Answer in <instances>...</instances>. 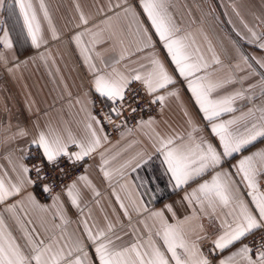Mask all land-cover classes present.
Listing matches in <instances>:
<instances>
[{
	"label": "crops",
	"instance_id": "obj_1",
	"mask_svg": "<svg viewBox=\"0 0 264 264\" xmlns=\"http://www.w3.org/2000/svg\"><path fill=\"white\" fill-rule=\"evenodd\" d=\"M29 2L40 25L39 47L32 45L15 0H3L0 5V44L3 46L0 48V178L6 182H18V175H22L20 164L28 166V152L37 147L32 141L39 132L51 130L66 140L69 135L77 139L87 136L86 125L90 117L95 116L93 98L99 94L94 90L93 74L82 54L83 47L89 49L91 63L103 73L115 71L128 77L137 71L146 74L151 69L150 60L155 56L177 83L158 93L167 99L161 105L159 114L152 118L155 123L151 127H140L139 122L132 130L110 140L104 127L93 123L101 136V147L82 161L85 171L81 176L86 177V181L78 177L63 193L54 194L45 201L40 199L41 188L28 185L22 188L19 195L0 205L4 229L12 234L21 250L26 255L30 252L21 225L28 230L37 226L42 238L53 234L59 236L63 229L66 237L81 238L87 244L85 221L93 232L107 230L108 224H111L113 230L109 236L117 249L140 244L143 251L148 248L150 240L162 247V241L155 235L160 220L152 215L162 212L168 223L180 224L185 239L195 244L204 257L215 256L211 264H219L221 259L235 252L240 247L239 243L222 253L213 251V242L221 231V221L228 210L218 207L216 215L212 216L200 213L194 205H189L185 196L197 187V183L174 188V181L170 179L162 157L153 148L157 133L165 137L175 134L186 136L192 126L201 130L197 136L211 138L208 122L203 120L185 82L178 77L158 39L153 35L155 48L140 51L143 44L137 35L138 25L130 16H116L122 9L115 5H125V0H42L48 19L40 9L41 0ZM127 2L134 6L138 4V0ZM167 8L180 29L178 35L187 39L193 55H202L210 65L207 70L209 80L231 78L234 81L214 92L213 96L236 92L244 94L245 98L236 100L234 104L236 111L222 119L239 118L250 109L264 108V88L260 76L264 68L258 63L264 62V49L258 46L264 40L252 39L253 32L264 37V0H167ZM135 11L139 14L141 25L150 29L142 9L135 7ZM81 15L88 20L87 25L82 24ZM109 18H112L110 24L123 43L106 41L107 31L93 41L91 33L107 29L109 25L105 21ZM53 29L58 39L52 38ZM5 32L11 41V48L5 47L2 42ZM82 33V43L78 46L74 38ZM213 52L220 64L213 63ZM245 57L248 58L247 63ZM169 91H177L179 96H168ZM20 131L26 134L20 136ZM105 136L106 141L103 139ZM259 149H264V143L258 141L243 154ZM143 160L147 163L135 166ZM105 171L110 173L108 178L104 175ZM260 183L264 188V178L260 179ZM72 185L79 194L78 208L71 204L67 195ZM240 187L243 190V186ZM28 193H32L37 203L47 211L31 205ZM245 199H249L246 193ZM121 203L127 209V216ZM13 204L16 205L15 212L6 211ZM167 206H171L172 212ZM58 209L63 214V221L57 214ZM186 217L190 219L186 220ZM41 221L45 222L48 233L40 230ZM88 250L94 258L90 245Z\"/></svg>",
	"mask_w": 264,
	"mask_h": 264
},
{
	"label": "snow or ice",
	"instance_id": "obj_2",
	"mask_svg": "<svg viewBox=\"0 0 264 264\" xmlns=\"http://www.w3.org/2000/svg\"><path fill=\"white\" fill-rule=\"evenodd\" d=\"M2 3L3 0H0V5ZM15 3L19 8L32 45L39 47L40 25L33 5L29 0H15ZM115 7L122 9V12L116 13L117 17L124 15L127 18L130 16L133 22L138 25L137 35L143 44L140 51H144L145 48L154 49L153 35L158 39V42L166 50L170 62L174 65L178 77L185 82L186 89L191 93V97L202 113L203 120L207 121L210 126L211 138H205L203 135L197 136V133L201 131L198 126H192L186 136L175 134L165 137L159 133L155 135L153 148L162 157V163L166 165V171L170 174V179L174 181V188L179 189L196 182L197 187L185 196L189 205H194V209H198L200 213L212 216L216 215L218 207L228 210L225 213V219L221 221V231L213 242V251L222 253L237 243L240 244V247L226 258L221 259L219 264H264V236L260 238L258 244L250 246L243 243L244 239L257 230L264 231V188L260 183V179L264 178V149L252 151L248 155L243 154L250 151L256 142L264 143V108L250 109L246 115L239 118L222 119L225 115L236 111L234 104L236 100L244 99V94L236 92L219 97L213 96L214 92L234 81L231 78L223 81L209 80L207 70L210 65L202 55L194 56L190 51L191 45L187 39L178 35L180 29L168 12L167 0H138L136 6L125 0V5L117 4ZM135 7L142 9L151 32L149 27L141 25ZM40 9L44 11L45 19H48V13L42 0ZM111 19L105 21L109 25L107 29L101 30L99 33H91L93 41L104 31H107L106 41L116 40L123 43L119 40L115 27L110 24ZM80 20L82 24H88V20L83 15ZM82 35L83 33L74 38L78 46L82 43ZM52 38L58 39L54 29ZM252 39L258 41L264 40V37L257 36L253 32ZM2 42L5 47L11 48L12 44L8 39L7 32L4 33ZM258 46L264 49V43H260ZM209 50L211 51V49ZM81 51L92 71L95 92L114 105L112 111L116 113L117 117L125 109L133 113L138 111L137 107H133L128 102V93L131 92L129 86L133 81L141 82L148 96L153 97L151 103L159 102L160 105L164 104L167 97L158 93L177 83L176 78L155 56L151 58V69L146 74L137 71L128 77L115 71L103 73L94 63H91L92 56L88 54L89 49L83 47ZM212 60L213 63L220 64V60L214 52ZM247 60L248 58L245 57L246 63ZM258 63L261 68H264V62L258 61ZM249 67L251 68L252 65L249 64ZM253 74H256L255 70H253ZM260 76L261 86L264 88V73H260ZM262 95H264V91H262ZM168 96L178 97L179 93L169 91ZM185 114L187 115V113ZM105 118L109 123H112L111 117ZM93 123L99 125L101 121L95 116H91L90 122L86 125L87 136L83 139L69 135L66 140L51 130L39 132L32 143L37 146L43 162L32 165V168L21 163L22 175H18L17 183L6 182L0 178V205L19 195L23 187L36 186L37 181L45 179V164L55 170L59 167L62 158L76 163L96 152L101 147V136L93 127ZM154 123L155 121L149 118L146 121H141L140 127H151ZM189 124L192 125L191 120H189ZM18 134L24 136L26 133L20 131ZM103 139L106 141L107 137L105 136ZM70 145H75L79 150L70 152ZM237 157L239 158L237 159ZM234 160L235 163H233ZM141 163H147V160L137 162L135 166L140 167ZM226 166L229 167L226 168ZM33 169L35 179L30 176ZM104 175L108 178L110 173L105 171ZM79 179L87 180L84 176ZM241 185L243 190H241ZM74 189L75 185L70 186L67 195L71 204L78 208L79 194ZM41 191L47 193L51 189L43 185ZM245 193L249 198L247 201ZM27 199L34 207L47 211L37 203L32 193H28ZM117 200L119 201V196H117ZM120 206L125 209L123 203ZM167 208L169 212H172L171 206H167ZM15 209L16 205L13 204L8 206L6 211L15 212ZM57 214L63 221L64 217L59 209ZM124 214L128 215L127 209ZM152 215L160 220V227L155 235L162 241V247L150 240L148 248L143 251L141 250L143 245L140 244L117 249L113 247L114 241L109 236L113 230L111 224H108L107 230L98 229L93 232L85 221L87 244L81 238L66 237L63 229L59 236L53 234L42 238L37 226L34 225L28 230L21 225L26 246L30 249L27 255L21 250L12 234L4 229V221L0 216V264H211V261L198 251L195 244H190L185 239L179 223L175 225L168 223L164 220L162 212H155ZM187 219L190 217H186ZM28 223L31 224L32 221L29 220ZM57 227L60 226L57 225ZM39 228L44 233L49 232L44 221H41ZM89 245L94 252V258L89 254Z\"/></svg>",
	"mask_w": 264,
	"mask_h": 264
},
{
	"label": "built area",
	"instance_id": "obj_3",
	"mask_svg": "<svg viewBox=\"0 0 264 264\" xmlns=\"http://www.w3.org/2000/svg\"><path fill=\"white\" fill-rule=\"evenodd\" d=\"M2 47L3 46L0 44V48ZM129 87L131 88V92L128 93V102L131 103L133 107L138 108V111L135 113L125 109L122 114L117 117L116 113L112 111L114 105L110 101L99 95L93 98L94 114L96 118L101 121L100 124L104 127L107 137L110 140L116 139L122 132L132 130L139 122L153 118L160 112L161 105L159 102L151 103L153 97L148 96L141 82L133 81ZM133 97H135V100H133ZM105 117H111L112 123H109ZM69 151L75 152L78 151V149L75 145H72L69 147ZM42 162L43 158L37 150V147L30 149L28 152V167L32 168V165ZM44 171L46 178L37 181L35 187L41 188V186L46 185L51 189L50 192H42L40 194V199L45 201L54 194L63 193L70 183L84 173L85 165L82 161L71 163L67 158H62L58 168L53 170L50 165L45 164ZM30 176L35 179L34 169L30 173ZM262 236H264V231L257 230L254 234L244 239L243 243L250 246L258 244ZM208 259L214 261L215 256L209 255Z\"/></svg>",
	"mask_w": 264,
	"mask_h": 264
}]
</instances>
